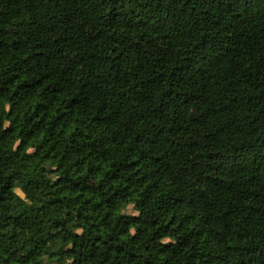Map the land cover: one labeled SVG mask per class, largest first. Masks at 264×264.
Returning <instances> with one entry per match:
<instances>
[{"label":"trees","instance_id":"1","mask_svg":"<svg viewBox=\"0 0 264 264\" xmlns=\"http://www.w3.org/2000/svg\"><path fill=\"white\" fill-rule=\"evenodd\" d=\"M0 264H264V0H0Z\"/></svg>","mask_w":264,"mask_h":264},{"label":"rangeland","instance_id":"2","mask_svg":"<svg viewBox=\"0 0 264 264\" xmlns=\"http://www.w3.org/2000/svg\"><path fill=\"white\" fill-rule=\"evenodd\" d=\"M19 192V191H18ZM20 193V192H19ZM125 212H127V213H130V212H132V208L131 207H129L128 209H126V211Z\"/></svg>","mask_w":264,"mask_h":264}]
</instances>
